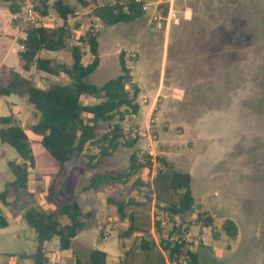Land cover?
<instances>
[{
	"label": "rangeland",
	"instance_id": "rangeland-1",
	"mask_svg": "<svg viewBox=\"0 0 264 264\" xmlns=\"http://www.w3.org/2000/svg\"><path fill=\"white\" fill-rule=\"evenodd\" d=\"M174 9L176 17L169 25L153 22L154 10L131 23L114 27L96 24L100 66L89 81L102 86L119 76L123 53L141 89V110L128 116L125 126L131 137L139 134L133 129L145 136L138 135L135 146H121L111 157L99 158L89 147L66 164L57 199L64 203L78 199L91 215L71 250L62 251L56 240L47 245L50 264H76L77 255L87 261L95 248L107 252L111 264H119L126 249L123 243L128 247L139 245V235L121 238L129 221L120 218L116 203L125 202L128 213L133 209L150 216L157 212L155 202L145 196L148 188L139 181L149 179V170L143 169L103 193L87 189L97 173L125 175L133 152L142 159L152 152L154 158H167L175 169L192 175L196 205L214 220L211 227H205L193 215L187 218L191 223L186 222L182 228L202 264H264V0H175ZM161 11L167 16L168 4ZM91 12V8L80 10L71 21L72 26L83 22L73 33L72 45L87 32ZM12 15L9 3L0 0V64L8 54L4 64L19 69V41L13 39L24 37L20 31H25V26ZM62 52L60 60L74 62L69 50ZM43 55L58 58L57 52L45 51ZM4 75L9 76L7 72ZM35 79L41 87L67 83L63 75L35 73ZM12 99L20 101L17 96ZM83 102L93 100L85 97ZM8 115L9 108L0 103V116ZM15 119L28 133L35 168L28 189L11 191V205L3 207L10 225L0 228V264H33L29 256L36 250L37 233L28 226L24 214L30 207L54 209L46 190L60 171V164L43 147L41 137L31 132L37 121L35 114ZM92 154L99 160L93 161L95 167L89 165ZM10 160L21 159L0 139V192L14 179ZM157 219L163 222L161 232L154 226L148 238L159 241L169 235L174 224L162 213ZM227 220L236 223V238L225 231ZM101 231L108 239L102 237L99 243Z\"/></svg>",
	"mask_w": 264,
	"mask_h": 264
},
{
	"label": "trees",
	"instance_id": "trees-1",
	"mask_svg": "<svg viewBox=\"0 0 264 264\" xmlns=\"http://www.w3.org/2000/svg\"><path fill=\"white\" fill-rule=\"evenodd\" d=\"M3 1L9 3L12 14H17L26 3L25 0ZM33 4L44 15L55 13L60 18L59 24L50 28L27 26L25 38L20 39L25 50L18 53V66L23 73L11 70L8 83L0 84V97L15 95L26 102L37 117L31 131L41 136L43 147L60 164V171L46 190L47 200L54 209L45 211L30 207L24 214L28 226L37 233L36 250L29 258L33 264H50L47 245L56 240L62 251L71 250L73 241L86 228V219L91 215L84 211L78 199L67 203L57 199V190L66 172V164L77 153L89 150V147L97 151L99 158L111 157L121 146L133 147L140 139L138 136L131 137L130 129L125 126L127 117L137 115L141 110L138 102L141 89L127 67L125 55L122 53L120 56L119 76L102 86L89 81L100 66V32L95 29L96 24L110 27L124 22L131 23L144 13L135 0H40ZM87 8H91L92 14L88 17L92 21L87 32L72 45L70 41L73 33L83 22L79 21L72 26L71 21L78 17L80 10ZM64 50H69L74 60L71 68L55 58L43 55L45 51ZM88 55L90 59L86 60ZM35 73L53 77L63 75L67 83L41 87L35 79ZM85 97L93 102L85 104ZM0 139L2 143L13 147L21 159L8 162L14 179L0 192V228H7L10 223L3 207L11 205V191L20 193L28 189L31 170L35 168V158L28 134L17 123L14 115L0 116ZM89 158L90 167H95L92 163L98 157L92 154ZM143 169L149 170V179L139 180L140 185L148 188L145 196L155 202L157 212L152 216L140 209H133L128 213L125 202L116 203L120 218L129 221L121 238L135 234L140 237L138 246L128 247L123 243L126 249L119 264H167L168 261L179 258L187 259L188 264H202L192 243L179 244L175 241L177 235L184 233V224L191 223L187 220L189 216H196V221L203 222L205 227H211L214 222L211 215L202 212L201 207L196 205L190 173L175 169L167 158H154L152 152L143 159L138 152H133L129 171L125 175L97 173L87 189L101 193L138 175ZM111 201L110 198L109 202ZM158 213L169 216L174 224L169 235L161 237L159 241L155 237L148 238L156 226L161 232L163 222L157 219ZM177 218L180 219L178 226ZM224 229L230 237H237L238 228L234 221L227 220ZM102 237L103 231L99 243ZM76 264L111 263L107 252L95 248L89 252L87 261L77 255Z\"/></svg>",
	"mask_w": 264,
	"mask_h": 264
},
{
	"label": "built area",
	"instance_id": "built-area-1",
	"mask_svg": "<svg viewBox=\"0 0 264 264\" xmlns=\"http://www.w3.org/2000/svg\"><path fill=\"white\" fill-rule=\"evenodd\" d=\"M174 1L175 0H135V2L141 6L143 13H147L151 10H154L155 16L153 22L165 21L167 25H169L170 21L176 17ZM164 4H168L167 16H165L161 11V7ZM14 18L15 20H20L25 26V29L27 28V26L30 25L47 28L55 27L59 24L60 21V18L57 15H44L42 11L37 8L33 3H25L18 11V13L14 14ZM23 50H25V47L24 45L20 44V51ZM133 133H139L137 134V136H145L144 133H140L137 129H133ZM175 241H177L179 244H182L183 242L192 243V240H190L189 235H187L185 232L183 234L177 235L175 237ZM167 264H188V260L185 258H179L175 260H170L167 262Z\"/></svg>",
	"mask_w": 264,
	"mask_h": 264
},
{
	"label": "crops",
	"instance_id": "crops-1",
	"mask_svg": "<svg viewBox=\"0 0 264 264\" xmlns=\"http://www.w3.org/2000/svg\"><path fill=\"white\" fill-rule=\"evenodd\" d=\"M13 16V19H14V15H12ZM114 26H116V25H114ZM113 26V27H114ZM112 27V26H111ZM18 29V28H17ZM19 30V29H18ZM20 31V30H19ZM20 33H24V37H20V36H17V37H15L14 39L11 37V36H9V35H7V34H3V35H5L6 37H8V39H13V40H17V41H19V47H18V50H17V57H18V53H19V51H20V39H22V38H25V32L24 31H20ZM2 48H3V46H2V44L0 43V50H2ZM14 49V47L13 48H11V50H13ZM13 52V51H12ZM58 53V58H57V61L59 62V63H61V64H65L67 67H69V68H71L72 66H73V64H74V62H64V61H62V60H60V59H63V57H64V52H62V51H60V52H57ZM8 55V54H7ZM4 56V59H3V61H2V63L0 64V84H7L8 83V81H9V78H10V72H11V70H14V71H17V72H19V73H23V70L19 67V69H13V68H11V67H9V66H7V65H5L4 64V62L7 60V58H8V56ZM73 59V58H72ZM72 59H70V60H72ZM3 72V73H2ZM4 72H7L8 74H9V76L7 75V76H5L4 75ZM12 96H15V95H12ZM12 96H10V97H0V103L3 105V106H5V107H8L9 108V111H10V115H14V117H17L18 118V120L20 119V118H22V117H27V114H29V113H32V114H34V111L31 109V108H29L28 106H27V104H26V102L23 100V99H21V98H19L18 96V98H19V100L20 101H18V100H13L12 99ZM154 107H155V104L153 105V107H152V109H151V111L154 109ZM9 116V115H8ZM17 120V119H16ZM36 123V122H35ZM34 123V124H35ZM34 124H32V125H34ZM21 126H22V124H20ZM27 132V131H26ZM32 132V131H31ZM33 133V132H32ZM28 134V133H27ZM29 137V136H28ZM41 137V136H40ZM33 139H36V138H33ZM37 140V139H36ZM39 141H41V138L39 139ZM19 161V160H18ZM114 187V186H113ZM112 187V188H113ZM109 188H107V189H105L103 192H105L106 190H108ZM193 189V188H192ZM92 191V190H91ZM103 192H101V193H103ZM194 192V191H193ZM95 193V192H94ZM97 194H99V193H97ZM82 205V204H81ZM83 206V205H82ZM84 208V207H83ZM84 211H85V209H84ZM85 212H87V211H85ZM193 218H194V216H193ZM236 224V223H235ZM83 231V230H82ZM81 231V232H82ZM79 233V235L76 237V239L75 240H77L79 237H80V235H82V233ZM103 238H105V239H108V236L106 235V237H103ZM74 240V241H75ZM74 241H73V244H74ZM102 243V242H101ZM73 246V245H72ZM214 250L216 251V253L219 255V256H223V255H221V254H219L220 252H218V250H217V248L216 247H214ZM204 252V251H203ZM204 254H209V253H207V252H204ZM120 257V256H119ZM199 257H201L200 256V254H199ZM200 261H201V258H200Z\"/></svg>",
	"mask_w": 264,
	"mask_h": 264
}]
</instances>
